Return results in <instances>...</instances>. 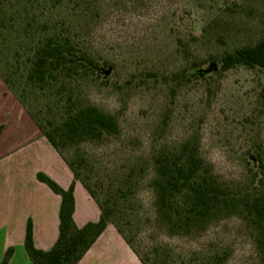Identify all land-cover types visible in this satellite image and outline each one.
I'll return each instance as SVG.
<instances>
[{
  "label": "rangeland",
  "instance_id": "374dc122",
  "mask_svg": "<svg viewBox=\"0 0 264 264\" xmlns=\"http://www.w3.org/2000/svg\"><path fill=\"white\" fill-rule=\"evenodd\" d=\"M60 3L47 0L37 13L72 28L92 67L74 82L78 99L118 125L115 133L61 148L97 201L110 208L109 231L129 244L141 264H208L216 254L222 264H264L240 214L171 232L157 216L152 185L157 159L183 145L231 189L249 187L260 171L264 77L243 66L221 71L215 60L259 40L264 0ZM28 102L42 122L55 117L44 100ZM106 256L103 248L95 260Z\"/></svg>",
  "mask_w": 264,
  "mask_h": 264
},
{
  "label": "trees",
  "instance_id": "16d2710c",
  "mask_svg": "<svg viewBox=\"0 0 264 264\" xmlns=\"http://www.w3.org/2000/svg\"><path fill=\"white\" fill-rule=\"evenodd\" d=\"M46 1L0 0V65H3L0 77L67 163L74 178L80 180L77 168L63 154L62 146L99 139L117 132L118 125L112 115L79 101L74 82L92 67L66 21L37 13L40 7L45 9ZM61 1L64 0H53V6ZM67 2L75 4L79 0ZM215 61L221 71L243 66L259 70L264 77V30L255 44L224 52ZM32 97L56 109L52 121L42 122L39 112L32 111L34 105L28 102ZM257 159L260 171L253 172L250 186L231 189L221 184L196 150L186 145L161 156L152 184L159 220L171 232L183 233L200 229L222 216L240 214L252 228L264 261V158L258 155ZM36 177L61 196L58 237L49 250L37 249L33 244L32 220L28 218L24 248L32 264H77L110 223L111 210L97 201L86 181L80 180L101 212L98 221L78 227L73 219L74 181L64 189L43 172H37ZM12 253L13 248H8L3 263ZM222 263L219 254L208 262Z\"/></svg>",
  "mask_w": 264,
  "mask_h": 264
},
{
  "label": "crops",
  "instance_id": "0c3cea01",
  "mask_svg": "<svg viewBox=\"0 0 264 264\" xmlns=\"http://www.w3.org/2000/svg\"><path fill=\"white\" fill-rule=\"evenodd\" d=\"M0 128V264H32L24 248L27 219L32 220L34 246L47 251L58 237L61 204V196L39 181L37 172L64 189L74 181L73 219L78 227L98 221L101 211L1 77ZM111 235L108 224L77 264H141L125 240ZM10 247L13 253L3 263ZM103 248L108 256L96 261Z\"/></svg>",
  "mask_w": 264,
  "mask_h": 264
}]
</instances>
